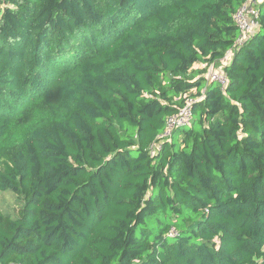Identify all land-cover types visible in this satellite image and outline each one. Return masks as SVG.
Masks as SVG:
<instances>
[{"label":"trees","instance_id":"obj_1","mask_svg":"<svg viewBox=\"0 0 264 264\" xmlns=\"http://www.w3.org/2000/svg\"><path fill=\"white\" fill-rule=\"evenodd\" d=\"M245 1L0 0V264H264V0L194 69Z\"/></svg>","mask_w":264,"mask_h":264},{"label":"built area","instance_id":"obj_2","mask_svg":"<svg viewBox=\"0 0 264 264\" xmlns=\"http://www.w3.org/2000/svg\"><path fill=\"white\" fill-rule=\"evenodd\" d=\"M262 0H246L234 13L233 21L238 29V37L234 43L233 49L227 51L224 56L217 62L211 64H200L204 68V78L208 83L218 84L222 90L228 85V79L224 72L226 66L231 62L233 51L235 48L247 42L259 29V11L258 5ZM197 65V64H196ZM195 99L184 96L183 104L177 112L168 117L159 141L150 148L151 155H155L161 148L162 141L169 140L174 131L189 127L193 121V104ZM171 235H175L173 229L170 230Z\"/></svg>","mask_w":264,"mask_h":264},{"label":"rangeland","instance_id":"obj_3","mask_svg":"<svg viewBox=\"0 0 264 264\" xmlns=\"http://www.w3.org/2000/svg\"><path fill=\"white\" fill-rule=\"evenodd\" d=\"M194 69L200 70L203 72L204 75V68L201 67L200 63L194 66ZM0 206L2 210H5L10 213H15L17 212V209L19 205L16 203V199L9 193L3 194L0 197Z\"/></svg>","mask_w":264,"mask_h":264}]
</instances>
